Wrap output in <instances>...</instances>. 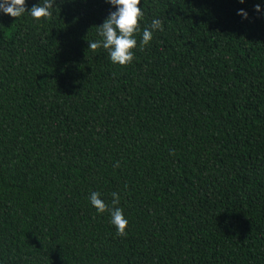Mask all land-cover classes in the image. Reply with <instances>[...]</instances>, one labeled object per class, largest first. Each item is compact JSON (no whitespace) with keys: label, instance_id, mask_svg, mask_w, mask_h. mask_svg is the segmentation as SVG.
<instances>
[{"label":"trees","instance_id":"16d2710c","mask_svg":"<svg viewBox=\"0 0 264 264\" xmlns=\"http://www.w3.org/2000/svg\"><path fill=\"white\" fill-rule=\"evenodd\" d=\"M141 2L124 66L87 45L106 0L0 14V264H264V5Z\"/></svg>","mask_w":264,"mask_h":264},{"label":"clouds","instance_id":"9594fccd","mask_svg":"<svg viewBox=\"0 0 264 264\" xmlns=\"http://www.w3.org/2000/svg\"><path fill=\"white\" fill-rule=\"evenodd\" d=\"M106 2L114 10L110 11L103 22L96 26L99 39L89 40L87 45L93 50L103 48L113 64L124 66L132 62L133 49L143 50L144 46L152 40L154 32L163 30L162 21L159 18H153L141 32L139 21L144 17L141 0H106ZM238 2L242 4L244 0H238ZM54 5L55 0H38L26 11V0H0V14L15 19L27 14L36 22H40L41 18L46 20L52 15ZM262 5H264V0H259L253 5L254 11L260 12ZM237 15L246 19L248 14L241 8L237 9ZM137 33L140 34L139 43H137ZM118 166V162L114 164V167ZM110 196L111 201L105 203L100 192L91 191L87 199L97 214L105 212L109 214V222L114 227L117 236H126L125 229L128 220L124 216L123 209L118 206L121 196L115 191L111 192Z\"/></svg>","mask_w":264,"mask_h":264}]
</instances>
